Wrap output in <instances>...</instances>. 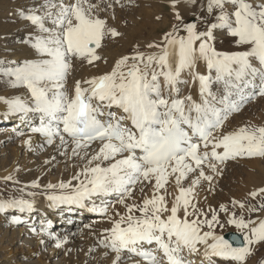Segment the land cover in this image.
<instances>
[{"label":"snow or ice","instance_id":"1","mask_svg":"<svg viewBox=\"0 0 264 264\" xmlns=\"http://www.w3.org/2000/svg\"><path fill=\"white\" fill-rule=\"evenodd\" d=\"M116 5L125 6L123 0H37L17 10L32 29L20 41L31 55L0 60L5 84L23 90L0 94L4 118L19 120L23 127L13 131L29 151L33 137L42 138L41 150L54 147L45 165L60 156L77 171L67 181L41 184L38 177L21 186L14 174L21 169L14 167L0 179L20 195L0 196V214L14 213L8 222L24 225L40 197L49 208L98 213L110 224L98 244L105 256L115 254L112 264H195L194 257L199 264H247L264 245V217L251 215L264 212V186L247 194L257 203L233 198L207 210L198 190L206 183L214 191L228 162L264 159V124L230 126L234 114L264 98V0H169L174 22L145 45L153 51L137 43L110 71L76 79L77 64L107 63L106 42L124 35L109 23ZM182 5L195 9L191 20ZM224 41L229 50L217 47ZM225 224L235 226L243 243L217 234ZM51 226L41 218L29 232L40 245L47 237L60 248L68 237Z\"/></svg>","mask_w":264,"mask_h":264},{"label":"rangeland","instance_id":"2","mask_svg":"<svg viewBox=\"0 0 264 264\" xmlns=\"http://www.w3.org/2000/svg\"><path fill=\"white\" fill-rule=\"evenodd\" d=\"M94 2L99 3L100 0H94ZM105 2H107V0H105ZM14 5H17V7H19L21 3L18 0H0V55L1 57H3L2 60H9L11 59V57H13L12 56L13 54L20 55V54H23L24 51H25V54H29V51H30L29 46L27 44H24L25 46H23V44L20 43L21 41V38L19 39L20 33L16 29L19 26V24L22 23V20L21 19L19 20L12 14L9 15V13H7V12H10L11 8H16V6ZM101 6L103 7V4ZM183 6L186 7V5H182L181 8ZM194 11L195 9L191 8L188 13L184 12L182 14L185 16L186 20H191L193 18ZM110 13H111V10H108V12L101 13V15L102 16L110 15ZM115 15H116V19L114 21L110 19L109 23L114 24L118 28L119 31L124 33V35L116 39L108 40L106 43V47H104L102 50V54L104 52H109L113 50L114 48H116V50L119 51L122 47H124L123 44L126 41L130 42L129 47L132 48L136 45V42L137 43L141 42V40L146 39L145 41L148 42L149 39H151V37L154 40H158V38L165 31L169 30V28L171 27V24L174 22L173 14L169 7V0H131V2L128 3V5L125 4L123 8L115 6ZM157 15L161 16L162 19L159 21L155 20V16ZM7 30L10 33H8ZM142 38H145V39H142ZM224 43L225 45L228 44V46H226V50H229L230 47H232L230 46L228 41H224ZM223 44L222 45L217 44L218 48L219 47L222 48L224 46ZM15 46L17 47L19 46V49L17 51L16 49H13ZM21 46L23 47L24 51L22 50ZM110 46L112 47L110 48ZM20 48L23 53L21 52ZM27 50H28V53H27ZM97 64L99 66L100 62H97ZM77 65L78 66H76V69L79 68L81 69L80 71H83L85 69H88V70L91 69V66L84 65V66L79 67V64ZM4 81H5V78L0 77V94L3 93L2 95H4L5 91L10 89V87H8ZM231 120H233V122L234 121L240 122L241 124L248 122V121H251L254 124H264V99L257 97L255 100L250 102L248 106L244 107L239 113L234 114V117L230 118V121ZM3 128H4L3 126H0V130H2ZM2 137L4 136L0 134V163H1L0 164V172H1L0 178L12 172L13 170L12 168H14L15 166H19V164L15 165V163L13 164V162L17 156V153L20 151L18 147V143L20 142V138H21V137H14V138L10 137V138L2 140ZM16 148L18 152L16 151ZM51 148L52 146H47L46 149L43 148L44 150L42 149L40 152H38L39 154L38 153L34 155L30 154L29 158L32 157L34 159V163L36 164L34 168L33 167H31L32 169L28 167L26 168V166L23 167V165L19 166L20 169L22 168L23 170L21 169V172L14 173V174L17 176V178L21 182V186L25 183H30L32 180L36 179V177L38 178V176H39L41 184H47L49 182L57 183L60 180L65 179V181H67L70 179V178H62L61 176L63 174L61 173V170L59 169V167L60 166L63 167L66 165H60L59 163L56 166L52 165L49 167V165L46 166L44 164V161L46 160V158L43 161V157H45L50 152ZM3 153L5 154L3 155ZM21 158L23 160L22 154H21ZM6 160H9L10 162L9 161L5 162ZM256 162H259V163H256ZM2 164H3V167L1 168ZM26 170H29V171H27L26 173ZM66 170H68V167L65 169V171ZM43 172L44 174L42 175ZM30 173H33V174H30ZM261 186H264V159L251 158V159H243V160H240L239 162H228L226 165V170L224 172V175L218 178V183L216 184L217 188L215 187L214 191L212 192L207 191L206 183L203 184V187H202L203 189L201 188L203 191L201 189L198 190L199 191L198 198H200L201 196V198L199 199V202L202 201L199 204V206L207 210L209 206L217 207L220 203H229L233 198L237 200H243L249 203H257L259 200V197L257 198V201H249V200H246V198H247V194L250 191L258 187H261ZM170 190L172 191V189H169V191ZM19 195L20 193L17 191V187L15 185H12L10 182L5 183L2 179H0V196H19ZM140 196H141V193L139 191H136L135 197L140 198ZM205 196L207 197L206 200H204ZM251 215L253 218H256L257 216L264 217V212L252 213ZM222 219H224L223 215H222ZM83 223H84L83 220L79 222L80 225H82ZM21 226L23 225H17L16 230L19 231ZM216 231L218 234H223L225 236V239H226V235L235 234V235H238L243 241V235L237 232V230L235 229V226L233 225L225 224L223 229L218 227ZM5 239L6 238H3V233H2V230L0 229V264H6V263L7 264H36L37 263L38 255L29 256L26 250L29 244L33 245L31 243L33 240V234L29 233L28 236L23 237L22 239L21 238L19 240L15 239L13 240L14 242H12L13 244H9L5 242ZM9 251H11V253L12 252L15 253L17 251L18 253L16 255L17 257L15 256L17 260L15 259L16 260L15 262L14 261L10 262L7 259L9 255L8 254ZM60 252L63 253L65 252V250L60 251ZM66 254H67V251H66ZM41 255L46 256L47 249L42 251ZM26 257L27 259H25ZM62 258H63V255H60L56 260L52 261L53 262L52 264H62ZM66 258H67V255H66ZM82 263L83 261L80 262V264ZM247 264H264V245H260L258 247V249L254 252V254L248 259Z\"/></svg>","mask_w":264,"mask_h":264},{"label":"bare ground","instance_id":"3","mask_svg":"<svg viewBox=\"0 0 264 264\" xmlns=\"http://www.w3.org/2000/svg\"><path fill=\"white\" fill-rule=\"evenodd\" d=\"M18 1H20L21 5L19 7H17V5L19 3L18 2L17 5H14V6H16V8H11L10 12H7V13H9V15L12 14L16 18H18V16H17V10L18 9L27 8V7H29L32 4L37 2L36 0H18ZM123 3H124V5L125 4L128 5V3H130V2H128V0H123ZM116 7H120V6L116 5ZM190 9L191 8H189L186 5V7L183 6L181 8V11H182V13H184V12L188 13L190 11ZM16 29L20 33L19 34L20 36L19 35L18 36H19V39L21 38V40L24 39V37L26 36V34L28 32L32 31V29L27 26V22L23 21V20H22V23H20L19 26ZM7 32H8V30H7ZM8 33H10V32H8ZM153 38H155V37H153ZM142 39H145V38H142ZM145 40H141V42H138L141 45V51H145L146 53L150 52V51H153V50L146 49L145 45L147 43H149V42L154 41V39H152V37H151V39H149L148 42L145 41ZM136 44H137V42H136ZM123 45H124V47H122L119 51L116 50V48H114L113 50L110 49L111 51L104 52L102 54L104 57L107 58V63L100 62V65L98 67H94V68L91 67V69H89V70L85 69L83 71H80L81 69L77 68V69H75L74 77L76 79H79L81 77H90V76H93V75H99V74H102V73L110 71L116 59H118L121 55H126V54L131 53V51H133V49H134V47H132V48L129 47V45H130L129 41H126ZM223 45L224 46L222 48L219 47V49L226 50V46H228V44L225 45V43H224ZM23 46H25V45L23 44ZM230 46H232V45L230 44ZM111 47L112 46H110V48ZM21 48L24 51L22 46H21ZM21 48H20V50H21ZM13 49H16V51H17L19 49V46L18 47L15 46ZM22 50H21V52H22ZM20 53H18V54H20ZM27 53H28V50H27ZM29 54H31L30 51H29ZM29 54H25V51H24L23 54H20V55L13 54L12 55L13 57H11V59H9V60H17V61H19V60H22L23 58L30 57ZM8 58H10V57H8ZM2 59H3V57H1V55H0V60H2ZM79 67H80V65H79ZM200 70L201 71H205L206 69H204L203 66H201ZM72 83H73V80L70 79L69 82H68V87L70 89L72 87ZM216 87L217 86H214V88H216ZM183 91H184V94H187L188 91H189V88L188 87H184ZM193 91H194V89H193ZM16 94H23V90H15V89L10 88L7 91H5V93H4V95H6V96H11V95H16ZM262 99H264V98H262ZM246 106H248V104L245 105L244 107H246ZM113 111H116V109H113ZM4 112H5V106L3 104H0V126L4 127L2 130H0V134L2 136H4V137H2V140L10 138V137H12V138L17 137L15 132L13 131V129L14 128H21L23 126L20 125L19 120L17 118H15V117H10V118L5 119L4 118ZM233 117H234V115L231 118H233ZM232 122H233V120L230 121V126L231 127H237V126L241 125L240 122H237V121L236 122L234 121L233 123ZM25 131H26V129H25ZM22 139H24V137H21L20 138V142L18 143V147L20 149V151H19L20 153L17 151V148H16V151L18 153H17V156L15 155L16 158H15L13 164L14 163H15V165L19 164V166L23 165V167L26 166V168L27 167L28 168H31V167L34 168V166L36 165L34 163V159L32 157L29 158V156H30V154L34 155V154H36V153L41 151V149H39L37 147V145L42 142V138L33 137V139H34V144H33L34 150L33 151H29L27 146L22 144V142H21ZM44 148L46 149L47 146H45ZM4 154L5 153H3V155ZM21 154L23 155V160L21 158ZM48 154L45 157H43V161L45 160V158L47 159V158H49L52 155H56V152H55V149H54L53 146H52V148H51V150H50V152ZM7 161H9V160H6L5 162H7ZM259 162H256V163H259ZM59 163H60V165H66V166H63V167L62 166H60V167L58 166L59 169L61 170V173L63 174V175H61L62 178H71L72 175L75 173V171H77V169L75 167H73V162L70 159L69 160H65V157L57 156L56 161H54L52 163V165L56 166ZM77 163H79V161H77ZM3 164L1 165V168L3 167ZM9 164H11V163H9ZM13 164H11V165H13ZM52 165H50V166H52ZM67 167H68V170L65 171V169ZM27 171H29V170H26V173H27ZM19 172H21V171H19ZM30 172H31V170H30ZM30 174H33V173H30ZM39 174H40V172H39ZM43 174H44V172L42 173V175ZM200 198H201V196H200ZM200 198H198V199H200ZM38 199H39V204H38L37 212L32 214L31 218H29L27 220L26 224H24L23 226L20 227L19 231L16 230L17 229L16 228L17 225H12V224H10L8 222L9 218H10V215H12L14 213L0 214V229L2 230L3 238H6L5 242H7L9 244H13L12 243V242H14L13 240H15V239L19 240L20 238L22 239L23 237L28 236L29 233H30L29 232V228L32 227L33 225L36 226L37 228H39L40 220H41V218H44L46 220H51L52 221V226H51V229H50L51 232H53L56 236H58L61 239L64 236H67L68 240H67V243L64 244L62 247L56 248L55 247V240H50L47 237H44L46 243H45V245H40L39 244V237L33 235V240L31 242L33 245L29 244L27 246L26 250H27L29 256L30 255L31 256H36V255H33V253H38V257H37L38 261H37L36 264H52L53 263L52 261L56 260L60 255H63L62 264H80L81 261H83L82 264H112V261L114 259V255L115 254L114 253H110L109 255L105 256L104 252L107 251V250L101 248L99 246V244H98V241L101 238V234L103 233V230L105 228L110 227V224L107 222V219L104 216H102V215H100L98 213L90 212L87 209H81V208H73L71 210H69L68 208L63 207V206L57 207V208H49L47 206V201L46 200H44L42 197H40ZM108 199L111 200L112 198H108ZM136 199L139 200V197L136 198ZM116 208H118L121 212H124L123 206L116 205ZM112 211H114V209H110L109 210V214H111ZM82 220L84 221V223L82 225H80L79 222H81ZM46 249H47V255L46 256L45 255H41L42 251H44ZM63 250H65V252H63V253L60 252V251H63ZM66 251H67V254H66ZM12 253H11V251H9V253H8L9 255H8L7 259L10 262L11 261L15 262L17 260L16 259V257H17L16 255L18 253H17V251L15 253H13V254ZM66 255H67V258H66ZM124 255H125V257L127 256L126 253ZM133 259L135 260V259H139V258L134 257ZM193 259L195 260V264H199V259H197L195 257Z\"/></svg>","mask_w":264,"mask_h":264},{"label":"water","instance_id":"4","mask_svg":"<svg viewBox=\"0 0 264 264\" xmlns=\"http://www.w3.org/2000/svg\"><path fill=\"white\" fill-rule=\"evenodd\" d=\"M236 237V239H238L240 241V243H243L242 239L238 236V235H235V234H228L226 235V239H229V240H233V237ZM233 243L235 244V241L233 240Z\"/></svg>","mask_w":264,"mask_h":264}]
</instances>
